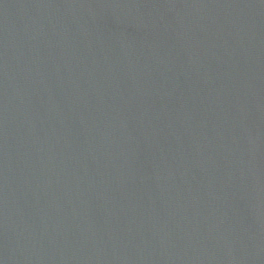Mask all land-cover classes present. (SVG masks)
Returning <instances> with one entry per match:
<instances>
[{
  "label": "water",
  "instance_id": "obj_1",
  "mask_svg": "<svg viewBox=\"0 0 264 264\" xmlns=\"http://www.w3.org/2000/svg\"><path fill=\"white\" fill-rule=\"evenodd\" d=\"M0 264H264V0H0Z\"/></svg>",
  "mask_w": 264,
  "mask_h": 264
}]
</instances>
